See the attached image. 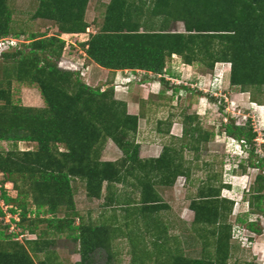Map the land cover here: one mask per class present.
<instances>
[{"label":"rangeland","instance_id":"obj_1","mask_svg":"<svg viewBox=\"0 0 264 264\" xmlns=\"http://www.w3.org/2000/svg\"><path fill=\"white\" fill-rule=\"evenodd\" d=\"M111 1L87 0L83 19L88 25L86 31L65 33L53 18L35 16L36 0H8L12 19L10 34L0 38V89L9 93L15 105L47 108L42 84L19 80L16 66L21 55L28 54L39 40H60L56 42L58 48L63 41L61 56L50 53L55 46L46 45V52L37 53L39 64L72 73L75 90L79 83L103 92L111 93L113 88V98L122 103L126 115L138 119L137 131L128 133L125 140L135 144L140 161L156 159L164 148H173L184 173L171 176L168 184L160 183L157 171H142L131 164L110 137L104 140L99 159L114 163L121 180L104 181L99 198L89 195L80 177L69 179L68 192L63 182L44 185L43 177L36 174L39 185L31 181L27 171L11 176L0 170V210L4 212L0 215V252L7 258H24L29 264H175L179 258L211 264L224 257L216 254L217 233L208 232L223 225L230 236L227 264H264V85L232 86L230 62L216 63L210 69L198 62L187 64L178 55L166 59L164 73L158 75L97 65L87 55V44L92 35L102 31ZM134 1L140 6L141 0ZM143 20H148L146 25L155 31L165 24L169 33H187L182 20L172 18L163 23L164 17L148 14ZM206 25L202 27L205 32ZM32 36L37 42L32 43ZM205 43L211 54L224 51L222 41L216 38ZM28 56L34 58L33 54ZM87 97L83 101L88 109L94 102ZM5 104L0 100V105ZM231 123L244 127L245 132H255L258 143L254 139L242 145L243 141L227 131ZM38 146L35 142L0 141V152L38 153ZM53 146L57 154L68 152L66 144ZM251 156L253 160L248 162ZM53 162L58 173V161ZM61 172H68V168L61 165ZM146 173L160 205L144 209L143 218V186L137 188V180ZM258 175L263 177L262 188L258 182L255 185ZM216 190L220 191V201H227L221 202V220L214 226H203L194 221L191 204L201 197L213 199ZM253 192L262 198L260 209L257 200L251 204ZM35 194L44 207L38 208ZM3 195L18 202L7 204ZM50 197L58 203L53 205L55 213L46 212L51 209ZM250 223L260 233L251 232Z\"/></svg>","mask_w":264,"mask_h":264},{"label":"trees","instance_id":"obj_2","mask_svg":"<svg viewBox=\"0 0 264 264\" xmlns=\"http://www.w3.org/2000/svg\"><path fill=\"white\" fill-rule=\"evenodd\" d=\"M36 1L38 8L35 16L53 18L65 33L86 31L88 25L83 19L87 0ZM146 14L164 17L163 23L172 18L182 20L185 22L187 33H169L165 30V24H161L160 27L163 28L161 30L150 29L147 26L148 20H143ZM11 15L8 0H0V38L10 34ZM206 24L207 32L202 30ZM140 29L143 31L141 32ZM213 38L222 41L224 51L221 54L210 53L209 45L205 42ZM30 40L33 41L32 43L37 42L34 36ZM57 41L60 40L51 38L39 40L35 43L37 45L32 44V50L28 54H33L34 58L29 57L28 54L21 55L16 66L19 80L42 84V95L47 108L34 109L15 105L9 93L0 89V100L6 102L5 105H0V141L39 144L38 153H20L16 150L5 154L0 152V170L11 176L17 172L27 171L31 181L36 182H39L38 177H35L38 174L43 177L41 184L44 185L52 181L63 182V187L68 192L71 190L69 179L80 177L85 181L89 195L99 198L104 181L111 183L121 180L119 169L114 163L99 159L103 142L110 137L123 150L131 164H136L142 171H146L147 168L157 171L160 183L168 184L171 176L177 177L179 173H184L182 166L176 160L178 152L173 148H164L161 156L156 159L140 161L135 144L125 140L128 133L137 131L138 119L126 115L122 103L113 98V88L111 93L103 92L100 89L92 90L89 86L79 83L76 86L79 89L75 90L71 79L72 73L57 71L48 63L43 66L39 64L37 53L46 52V45L56 47L49 49L51 54L62 55L64 42H60L58 48ZM87 45L88 57L106 69H140L158 75L164 73L166 59L178 55L187 64L198 62L210 69L214 68L216 63L230 62L232 86L246 88L251 85H264V0H141L140 6L136 5L134 0H112L107 7L102 31L92 35ZM209 54L212 56L210 61ZM161 81L166 86L169 85L165 79ZM84 96H88L87 100L91 101L90 103L94 102V105L90 104L88 109L84 106ZM102 99L108 102L104 103ZM226 128L229 134L243 141L244 146L256 138L255 132L252 130L245 132L242 126H234L231 123ZM56 143L66 144L68 152L57 154L58 151L53 150L55 148L53 144ZM252 157L247 159L248 162L253 160ZM54 160L58 161L55 164L58 170L61 171L62 165L68 168V172L57 173L53 169ZM239 167H243V164H239ZM262 178L258 175L255 181V185L258 182L259 188H262L260 186ZM147 179L149 173L137 180V188L143 186L141 193L143 208L142 213L140 212L143 218L146 217L144 209L160 205V198ZM259 188L256 190L257 193L261 191ZM38 189L37 186V191ZM214 193L213 197L211 196L213 199H210V196L201 197L199 201L194 200L191 204L194 221L203 226H214L221 220V202L227 201H220L219 190ZM257 193L253 192L251 204L253 200L254 202L257 200V207L260 209L259 201L262 198ZM36 194L34 200L38 208L44 207L45 204L37 201ZM2 197L7 204L17 201L6 195ZM47 200L51 209L46 212L55 213L56 209L53 205L58 204L56 199L50 197ZM11 211L16 213V210ZM0 215H4L2 210ZM224 227L220 225L218 229L208 232L217 233L216 254L224 257L223 260H216L217 263L211 264H227L230 236L226 234ZM248 229L260 233L254 228V223L248 224ZM1 235L0 233V237ZM0 264L29 263L20 257L7 258L0 252ZM175 264L207 263L204 260L179 258Z\"/></svg>","mask_w":264,"mask_h":264},{"label":"built area","instance_id":"obj_3","mask_svg":"<svg viewBox=\"0 0 264 264\" xmlns=\"http://www.w3.org/2000/svg\"><path fill=\"white\" fill-rule=\"evenodd\" d=\"M0 46H1V44H0ZM258 140H259V139H256L257 143H258Z\"/></svg>","mask_w":264,"mask_h":264}]
</instances>
